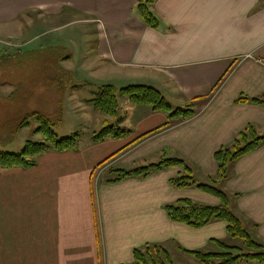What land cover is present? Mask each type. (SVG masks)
<instances>
[{
	"label": "crops",
	"instance_id": "1",
	"mask_svg": "<svg viewBox=\"0 0 264 264\" xmlns=\"http://www.w3.org/2000/svg\"><path fill=\"white\" fill-rule=\"evenodd\" d=\"M139 2L0 0V34L22 42L25 22L27 28L41 24L44 38L75 30L69 39L80 37L87 57L64 60V69L115 76L116 87L152 86L177 107L191 103L197 112L136 141L167 123L168 115L129 102L131 113L126 109L119 121L131 134L107 143L109 152L119 151L101 180H95L100 144L94 142L85 150L46 153L32 168H0V264H134V250L148 244L190 257L186 251L215 241L230 245L233 237L223 221L194 229L169 220L164 206L181 199L220 204L197 188L173 187L170 180L183 175V168L106 181L114 177L111 170L147 167L155 162L145 160L159 155L185 160L192 175L209 184L217 175L218 150L249 125L264 134V103L237 102L242 96L264 99V0H156V29L139 17ZM76 93L69 97L74 112L89 114L79 110ZM229 172L220 187L238 195L235 214L264 246V143Z\"/></svg>",
	"mask_w": 264,
	"mask_h": 264
},
{
	"label": "trees",
	"instance_id": "2",
	"mask_svg": "<svg viewBox=\"0 0 264 264\" xmlns=\"http://www.w3.org/2000/svg\"><path fill=\"white\" fill-rule=\"evenodd\" d=\"M156 0H140L137 5V13L145 24L151 28H159L161 23L152 12L151 7ZM120 98H127L129 102L136 106H148L153 112H163L168 115V122L144 134L136 141L169 127L173 122L186 121L197 115L194 106L187 105L173 109L172 105L156 88L148 85H128L116 87L113 85H103L95 99L92 100L96 110L110 117H116L120 109ZM239 103H264V99H250L248 97L238 98ZM37 118L40 126L35 130V134H42L45 138L43 142L28 141L25 149L20 154L0 152V168L11 170L16 168L28 169L38 165V159L49 152H70L78 150V135L58 140L52 128L54 123L45 116L37 113L29 114L16 126L17 130H22L30 125V120ZM104 128L93 138L95 144L102 143L108 138L121 139L131 134L128 129H122L120 121L118 125L105 121ZM264 143V134H259L254 125H249L241 131L228 147H223L214 154L218 165L216 177L211 183H202L192 175V169L185 160L180 158H164L158 163L134 170L115 169L110 174L113 178L106 183H117L130 178H147L154 172L164 169L181 167L185 174L172 178L170 184L178 189L197 188L220 200L217 206L196 203L190 199H181L176 203L164 206L169 220L175 223H182L194 229H201L215 221H223L227 224V232L233 238H241L243 246H230L222 241H215L223 250L222 253H204L199 251H186L202 264H263L264 246L254 240L249 234L242 219L237 216L233 209L234 197L221 189V185L229 178V167L240 158L256 151ZM114 157V156H113ZM245 248L247 251H245ZM249 249V250H248ZM166 257H165V256ZM172 264L169 253L163 247L157 245H146L137 248L133 252L134 264Z\"/></svg>",
	"mask_w": 264,
	"mask_h": 264
},
{
	"label": "rangeland",
	"instance_id": "3",
	"mask_svg": "<svg viewBox=\"0 0 264 264\" xmlns=\"http://www.w3.org/2000/svg\"><path fill=\"white\" fill-rule=\"evenodd\" d=\"M23 26L28 34L22 42L0 34V152L20 154L28 141L41 143L45 140L42 134H35V130L40 126L37 118H32L27 128L17 130L16 126L19 122L29 114L37 113L50 119L54 123L52 128L58 140L78 135V147L85 150L94 145L93 138L104 128L105 121L109 120V123L118 125L117 121L121 116H125L127 111L131 113L129 109L132 105L127 98H120V109L114 118L96 110L91 102L95 99L101 86L118 84L117 77L105 74L99 77L97 72L72 71L71 68L66 70L61 66L64 60L79 63L87 57L85 53L87 45L79 40L80 37L76 38L73 43L69 39V37L72 38L75 30L64 29L63 32L44 38L41 34L45 28L41 24L32 25L30 22V27L27 28L28 25L25 22ZM77 36H80L79 31H77ZM94 81L101 82L102 85L96 87L89 83ZM73 86H78V88L73 89ZM73 91L77 92L79 110H87L89 114L74 112L73 104L69 101ZM87 100H90L94 109L85 103ZM167 100L173 109L180 106L177 102L173 103L168 98ZM190 105L192 107L191 103ZM119 126L121 127V125ZM128 137L129 135L124 139ZM109 141H113V138H108L102 142L103 144L98 143L100 144L98 148L100 164L97 165V168H100L95 180H101L107 175V170L113 164L110 163L112 157L119 151L109 152L107 144ZM103 150L107 152L100 159ZM159 159L160 157L157 155L148 157L145 161L156 163L161 160ZM0 173H2L1 169ZM94 184L96 183L94 182ZM249 234L256 240L252 232L249 231ZM230 242V246L236 245L244 248L241 238H231ZM212 245L199 252H223L216 243H214L213 249ZM245 251H247L246 248ZM169 256L172 264H202L197 258L187 254L169 253ZM162 259L164 263L170 264L164 257Z\"/></svg>",
	"mask_w": 264,
	"mask_h": 264
}]
</instances>
